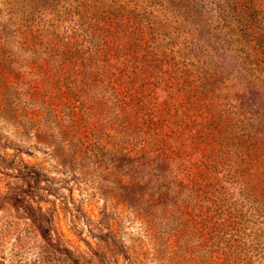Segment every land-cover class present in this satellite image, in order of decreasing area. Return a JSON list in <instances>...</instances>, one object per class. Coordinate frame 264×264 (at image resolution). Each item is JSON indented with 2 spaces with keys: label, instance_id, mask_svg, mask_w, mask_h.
<instances>
[{
  "label": "rangeland",
  "instance_id": "1",
  "mask_svg": "<svg viewBox=\"0 0 264 264\" xmlns=\"http://www.w3.org/2000/svg\"><path fill=\"white\" fill-rule=\"evenodd\" d=\"M231 1L0 0V190L22 185L17 174L7 168L13 160L20 158L31 169H41L42 177L50 178L53 189L68 202L67 209L59 214L56 222L73 249L78 254L89 252L86 241L95 247L100 235L112 244L114 253L108 258L113 264H214L219 251L223 253L221 264H264V174L246 172L211 177L207 190L213 192L217 187L219 192L208 193V197L194 196L185 203L196 204L198 201L213 216L207 244L202 246L201 234L196 231L198 223L193 227L184 226L179 239L178 234L172 235L181 228L180 221L164 219L162 201L153 198L158 193L139 185L137 192L145 198L137 203L133 197L131 174L105 173L112 159L107 154L117 144L116 133L109 127L114 117L112 111L103 112L99 108V112L91 113L92 116L75 117L79 126L76 130L72 126L69 107L59 109L60 124H55L52 111H44L35 100L40 80L49 74L53 76V73H45L67 58L63 53L59 57L56 50L79 48L85 57H89L100 48L102 30L96 27L92 30L89 13H84L87 18H80L78 25L72 16V6L83 10L86 2H107L123 4L134 11L138 7L139 22L151 27L145 36L135 34L136 38L146 47L165 51L176 60V65L191 69L197 60H205L214 54L232 62L233 47L216 19L220 16L219 8ZM237 1L253 6V17L264 21V0ZM166 70L172 71L162 69L163 75L170 79ZM190 74H193L192 70L187 75ZM195 83L192 80L185 85L194 90L198 86ZM193 96L189 102L192 105L196 98ZM90 98H93L90 103L95 105L105 101L100 92ZM228 101L222 102L228 104ZM227 110L233 119L231 126L245 128L247 123L240 116L242 114H236L238 111L229 106ZM247 110L248 106L243 111ZM87 130L92 135L90 149L100 153L101 157L106 154V159H100L106 160L105 163L99 165V159L92 153L84 158L73 155L76 149L70 146L71 142L81 149L78 138L81 135L87 140ZM87 144L85 148H88ZM255 144L253 157L241 158L245 164H250L251 159L253 163L257 160L262 173L263 134ZM251 145L253 142H245L242 153L248 152ZM232 150L235 160L233 152L236 151ZM232 165L235 164L231 162ZM32 175L38 178L40 174ZM200 182L199 179V185ZM48 198L55 200L53 195ZM197 211L192 209L194 213ZM73 214L77 216L76 230L71 229ZM3 215L0 213L1 264H39L36 238L25 233L27 228L23 222L19 223L25 230L23 236L8 234L3 226ZM217 219L222 220L221 223ZM19 236L22 237L20 243L16 241Z\"/></svg>",
  "mask_w": 264,
  "mask_h": 264
},
{
  "label": "trees",
  "instance_id": "2",
  "mask_svg": "<svg viewBox=\"0 0 264 264\" xmlns=\"http://www.w3.org/2000/svg\"><path fill=\"white\" fill-rule=\"evenodd\" d=\"M71 9L78 25L80 18L86 19L89 13L92 30H102L100 48L89 57L79 48L56 50L59 57L63 53L67 58L45 73L53 76L49 74L40 80L35 100L44 111H52L55 124H60L59 109L69 107L76 130L79 126L75 117L92 116L99 108L112 111L114 117L109 127L116 133L117 144L107 154L112 159L105 173L131 174L137 203L145 198L137 192L139 185L158 193L153 198L162 201L164 219L180 221L181 228L172 236L178 234L180 239L184 226L198 223L196 231L205 246L214 218L200 202L185 203L194 196L208 197V193L219 192L217 187L213 192L207 190V183L216 174H264L257 160L245 164L241 158H252L256 141L264 135V21L253 17V6L237 0L219 8L220 16L216 19L233 47L232 62L214 54L197 60L189 69L176 65V60L165 51L146 47L136 38L135 34L145 36L151 27L139 22L138 7L134 11L123 4L86 2L83 10L78 6ZM163 68L172 71L166 70L170 79L163 75ZM189 70L193 74L187 75ZM182 74L186 76L181 77ZM192 80L198 85L194 90L185 85ZM95 92H100L105 101L91 104L90 96ZM190 96L196 97L193 105L189 104ZM198 105L201 106L197 109ZM228 106L242 114L245 128L231 126ZM247 106L248 110L243 111ZM86 132L87 140L81 135L78 138L81 149L71 142L70 146L76 149L73 155L84 158L92 153L99 165L105 163L100 159H106V154L101 157L90 149L92 135ZM247 141L253 145L242 153ZM231 162L235 164L232 167ZM7 168L17 174L22 185L0 190L3 226L8 234L23 236L25 230L19 223H24L25 233L36 238L39 264H113L108 258L114 253L112 244L100 235L95 247L86 241L89 252L78 254L73 249L56 222L68 202L53 189L50 178L42 177L41 169H31L20 158ZM32 174L41 176L34 178ZM51 195L54 201L48 198ZM193 208L198 209L197 213L192 212ZM76 218L73 214V230L77 227ZM20 236L16 238L18 243ZM175 251L180 252L177 248ZM222 256L219 251L214 264H221Z\"/></svg>",
  "mask_w": 264,
  "mask_h": 264
}]
</instances>
